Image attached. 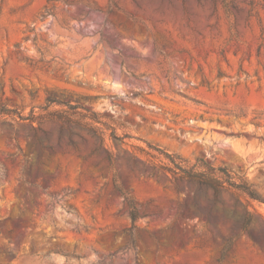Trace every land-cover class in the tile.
I'll use <instances>...</instances> for the list:
<instances>
[{"label":"rangeland","instance_id":"rangeland-1","mask_svg":"<svg viewBox=\"0 0 264 264\" xmlns=\"http://www.w3.org/2000/svg\"><path fill=\"white\" fill-rule=\"evenodd\" d=\"M48 96L244 173L264 198V0H0V113ZM36 136L0 114V264H264L230 193L195 201L121 158L124 197L91 142L50 150Z\"/></svg>","mask_w":264,"mask_h":264},{"label":"trees","instance_id":"trees-1","mask_svg":"<svg viewBox=\"0 0 264 264\" xmlns=\"http://www.w3.org/2000/svg\"><path fill=\"white\" fill-rule=\"evenodd\" d=\"M0 114L9 117L15 124L43 132L44 139L36 136L35 140L50 150L79 149L91 142V153L103 155L112 172L114 187L124 197L127 194L117 168L121 158L131 170L170 179L178 192L189 188L195 201L200 193L210 191L213 196L210 201L214 205L223 202L222 193L228 192L243 206L241 230L248 231L256 240L264 239V235L255 236L249 231L254 213L258 212L254 203H263L264 198L252 187L244 173L226 165L214 166L204 159L190 161L156 144H138L134 135L119 130V124L114 119L79 103L60 101L53 96H48L41 111L33 110L24 115L18 111L3 110ZM114 146L123 147L122 153L120 150L116 152ZM207 216L210 217V213Z\"/></svg>","mask_w":264,"mask_h":264}]
</instances>
